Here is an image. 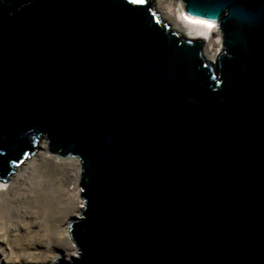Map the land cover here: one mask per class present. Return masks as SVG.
<instances>
[{"label":"water","instance_id":"water-1","mask_svg":"<svg viewBox=\"0 0 264 264\" xmlns=\"http://www.w3.org/2000/svg\"><path fill=\"white\" fill-rule=\"evenodd\" d=\"M0 0V181L44 137L77 158L72 260L264 264V0Z\"/></svg>","mask_w":264,"mask_h":264},{"label":"rangeland","instance_id":"rangeland-1","mask_svg":"<svg viewBox=\"0 0 264 264\" xmlns=\"http://www.w3.org/2000/svg\"><path fill=\"white\" fill-rule=\"evenodd\" d=\"M153 9L170 29L187 35V31L195 32L181 17V0H153ZM208 36L209 40L205 41L202 51L205 57L213 60L220 47L218 29L209 32ZM79 167L77 158L50 153L45 138L38 137L35 151L22 164L14 167L10 176L0 181V264H51L57 256L72 260L76 247L70 240L67 228L83 206L78 193ZM56 173L62 180V193L54 204L52 193H44L45 188H50L56 182ZM63 206L65 216L58 208ZM16 214L30 217V235L26 236L27 231L23 230L26 221ZM9 221L10 227H7ZM53 229L55 233L52 237ZM62 236L63 241L58 240ZM23 247L28 248L26 253L22 251Z\"/></svg>","mask_w":264,"mask_h":264},{"label":"bare ground","instance_id":"bare-ground-1","mask_svg":"<svg viewBox=\"0 0 264 264\" xmlns=\"http://www.w3.org/2000/svg\"><path fill=\"white\" fill-rule=\"evenodd\" d=\"M181 11H183V13H181V17L184 19V22H185V24H187V25H191V27H193V31H195V32H193V33H191V31H187V33H189V35L188 36H190V37H202L203 39H204V43H205V41L208 39L209 40V36H208V34H209V32H212V31H215L216 29H217V27H216V25H215V23H213V22H207V21H202V20H200V19H196V18H194V17H190L189 15H186L185 13H184V10L183 9H181ZM194 34V35H193ZM216 41H218V39H216ZM218 50V49H217ZM23 163V161L22 162H20L19 164H17L16 166H15V168L17 167V166H19L20 164H22ZM31 164H33L32 162H31ZM33 166H34V164H33ZM15 168L8 174V176H10L13 172H14V170H15ZM7 176V177H8ZM6 177V178H7ZM33 181L35 180L34 178H31ZM54 179L56 180V182H54V184L50 187V188H45L46 189V192L44 193V194H50V193H52V195H53V198H52V202L55 204L56 202L54 201L57 197H58V195H60L62 192V184H61V177H59V176H57V173H56V175L54 176ZM33 184H34V182H32ZM24 203H26V201L24 202ZM59 208V211L61 212V213H63V215L65 216L66 215V211H65V206H63V208H60V207H58ZM1 214H2V211H1V209H0V221H2V218H1ZM18 217H20V215L19 214H16ZM6 216L4 215V218H5ZM22 220L24 219V221H26V223L24 224V226H23V230H25V231H27V233H26V236H28V235H30L31 234V232H30V221H29V218L30 217H26V216H23V217H20ZM26 218L28 219V220H26ZM20 221V219L18 220V221H16V223H18ZM10 224H11V222L9 221V223H8V226L7 227H10ZM19 226V225H18ZM20 232V231H19ZM53 233H55V230L53 229V232H52V237L54 236V234ZM22 235H24L23 234V232H22ZM61 235V234H60ZM59 236V235H58ZM67 237V236H66ZM59 239H61L62 241H63V239H64V237L62 236V237H59L58 238V240ZM68 240V239H67ZM71 240V239H70ZM27 246H29V245H27ZM28 248L27 247H23L22 248V251H26ZM60 251V250H59ZM23 252V253H24ZM26 253V252H25ZM77 253V252H76ZM74 256H76V254L74 255ZM73 256V257H74ZM58 257V256H57ZM60 257H63V256H60ZM55 260V259H54Z\"/></svg>","mask_w":264,"mask_h":264},{"label":"snow or ice","instance_id":"snow-or-ice-1","mask_svg":"<svg viewBox=\"0 0 264 264\" xmlns=\"http://www.w3.org/2000/svg\"><path fill=\"white\" fill-rule=\"evenodd\" d=\"M130 3H143L144 0H129Z\"/></svg>","mask_w":264,"mask_h":264},{"label":"clouds","instance_id":"clouds-1","mask_svg":"<svg viewBox=\"0 0 264 264\" xmlns=\"http://www.w3.org/2000/svg\"><path fill=\"white\" fill-rule=\"evenodd\" d=\"M186 14V13H185ZM187 15V14H186ZM191 17V16H190ZM187 35V34H186Z\"/></svg>","mask_w":264,"mask_h":264}]
</instances>
